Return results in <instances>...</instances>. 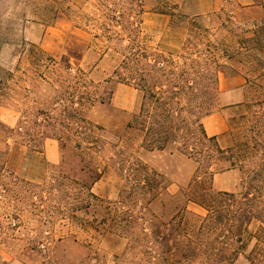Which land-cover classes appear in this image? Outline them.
Returning <instances> with one entry per match:
<instances>
[{
  "label": "rangeland",
  "instance_id": "1",
  "mask_svg": "<svg viewBox=\"0 0 264 264\" xmlns=\"http://www.w3.org/2000/svg\"><path fill=\"white\" fill-rule=\"evenodd\" d=\"M170 13L199 16L218 40L228 36L227 26L237 49L235 37L253 29L264 9L252 0H0V264H166L141 251H165L171 245L161 238L181 231H161L156 242L154 231L146 237L135 220L124 219L120 197L127 182L118 161L132 155L163 175L168 193L148 209L165 226L185 203L169 195L188 187L198 164L171 149L149 151L145 134L127 129L143 93L120 83L115 71L127 52L119 41L126 47L133 36L124 30L131 23L142 31L137 49L181 53L186 33L172 27ZM185 21L177 18L175 25ZM249 91L221 93L215 113L237 99L248 102ZM93 97L104 103L92 105ZM244 111L228 114V129L229 118ZM79 119L97 127L98 143L63 150L56 136L78 141L72 128ZM219 143L229 146L230 135ZM213 188L238 193L250 185L233 169L215 175ZM189 210L204 214L193 203Z\"/></svg>",
  "mask_w": 264,
  "mask_h": 264
},
{
  "label": "trees",
  "instance_id": "2",
  "mask_svg": "<svg viewBox=\"0 0 264 264\" xmlns=\"http://www.w3.org/2000/svg\"><path fill=\"white\" fill-rule=\"evenodd\" d=\"M252 1L253 7L264 9V0ZM170 17L172 27L186 33L181 53H149L148 46L137 49L142 31L131 23L124 29L133 35L128 45L123 47L119 41V46L127 52L122 54L115 76L120 83L143 93L140 109L127 123V129L145 134L147 150L171 149L193 159L198 168L180 195H169L185 203L165 226L157 216L149 215L148 209L152 202L168 193L163 175L132 155L122 157L118 161L119 170L127 182L120 197L123 217L131 224L135 220V227L146 237L149 234L145 231H154L156 242L161 238V231H181L161 238L171 245L167 250L141 251L154 262L264 264V16L245 35L235 37L241 44L237 49L230 39L233 31L225 25L223 29L228 36L218 40L217 33L206 27L199 16L170 13ZM177 18H184V25H175ZM236 64H241L243 69H236ZM221 74L242 76L244 88H251V100L223 107L245 108L244 112L229 118L227 134L231 144L227 147L220 145L218 137H210L204 126V120L218 109ZM98 101L104 103V98L93 97L92 105ZM96 128L86 119H79L72 128L78 141L56 138L63 150L72 143L76 149L91 150L98 143ZM233 169L246 174L250 188L238 193L214 190L215 175ZM99 173L97 169L94 183ZM191 203L201 207L204 214L190 211ZM117 227L125 228L120 223Z\"/></svg>",
  "mask_w": 264,
  "mask_h": 264
},
{
  "label": "crops",
  "instance_id": "3",
  "mask_svg": "<svg viewBox=\"0 0 264 264\" xmlns=\"http://www.w3.org/2000/svg\"><path fill=\"white\" fill-rule=\"evenodd\" d=\"M245 80L241 76L223 77L220 80L222 96H238L244 90ZM243 99L227 103V105H238L244 103ZM235 108H226L220 112L214 113L204 120V126L207 134L210 137L216 136L220 138L228 131V114L235 110ZM48 158L50 162L56 163L57 158L54 152L48 150Z\"/></svg>",
  "mask_w": 264,
  "mask_h": 264
}]
</instances>
